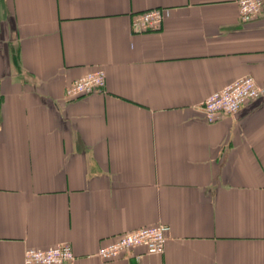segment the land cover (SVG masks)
Segmentation results:
<instances>
[{"label":"crops","instance_id":"0c3cea01","mask_svg":"<svg viewBox=\"0 0 264 264\" xmlns=\"http://www.w3.org/2000/svg\"><path fill=\"white\" fill-rule=\"evenodd\" d=\"M238 1L0 0V264L64 243L69 264H264V95L203 111L241 78L264 89V10L242 23ZM98 69L104 92L68 100ZM161 224L162 254L96 257Z\"/></svg>","mask_w":264,"mask_h":264},{"label":"built area","instance_id":"2783aa9c","mask_svg":"<svg viewBox=\"0 0 264 264\" xmlns=\"http://www.w3.org/2000/svg\"><path fill=\"white\" fill-rule=\"evenodd\" d=\"M240 19L250 23L263 15L264 0H239ZM164 21V11L149 10L137 16L133 23L136 33L157 30ZM107 83L105 70L98 69L72 82L67 90L68 100H76L104 92ZM1 89V77H0ZM264 95L256 80L247 76L212 94L203 104L207 123H215L221 114L237 115L244 105ZM170 228L166 225L142 228L123 234L100 248L96 257L104 261L117 260L125 253L144 249L148 255H159L165 250ZM76 259L70 244L64 243L49 249H28L24 264H69Z\"/></svg>","mask_w":264,"mask_h":264}]
</instances>
